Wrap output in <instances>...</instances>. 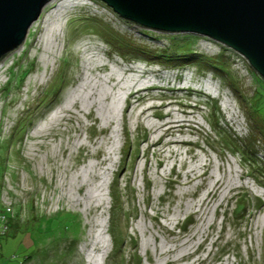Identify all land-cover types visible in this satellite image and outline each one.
<instances>
[{"label":"rangeland","instance_id":"374dc122","mask_svg":"<svg viewBox=\"0 0 264 264\" xmlns=\"http://www.w3.org/2000/svg\"><path fill=\"white\" fill-rule=\"evenodd\" d=\"M104 28L146 50L191 47L230 76L132 60ZM0 65V264H264V81L243 57L98 0H52ZM87 79L107 100L82 97Z\"/></svg>","mask_w":264,"mask_h":264},{"label":"water","instance_id":"95a60500","mask_svg":"<svg viewBox=\"0 0 264 264\" xmlns=\"http://www.w3.org/2000/svg\"><path fill=\"white\" fill-rule=\"evenodd\" d=\"M120 18L165 34L211 39L264 81V0H98ZM51 0H0V62L22 46Z\"/></svg>","mask_w":264,"mask_h":264},{"label":"trees","instance_id":"16d2710c","mask_svg":"<svg viewBox=\"0 0 264 264\" xmlns=\"http://www.w3.org/2000/svg\"><path fill=\"white\" fill-rule=\"evenodd\" d=\"M104 30H105L104 34L106 35L105 39L109 41V44H112V45L116 44V48H118L120 51L123 50L124 55L128 56L129 58H132V60H145V61L147 60L149 62L156 61L161 64H168L171 68H176L178 70L184 69L186 67H190L193 63H195L196 65H198L200 71L202 72L214 70L215 72L219 73L221 76L223 75L226 77L230 76L229 70L226 67L224 62H222L221 60L215 59V58H209L206 56L198 55L196 52H192V49H190L191 47H189V50L182 49V55L180 56L170 55L169 53H167V51L157 52L154 50H146L136 45L134 42H131L117 35L116 33H113L108 28L106 29L104 28ZM4 166L5 165L3 164V166L0 167V172H1L0 174L3 173ZM112 200H113V204H112L113 220L114 221L117 220V222H119L120 224V225H117L113 222V227H114L113 234L115 235V237L116 235H118L116 238L119 239L122 234V226H121L120 217L123 214V210L121 209L122 196L118 194V190L112 193ZM116 217L117 219H115ZM0 222L2 223L1 216H0ZM6 229L7 227H4L2 233H4ZM114 235H113V238L114 240H116ZM116 245H118V241ZM0 250H1V245H0Z\"/></svg>","mask_w":264,"mask_h":264},{"label":"bare ground","instance_id":"6f19581e","mask_svg":"<svg viewBox=\"0 0 264 264\" xmlns=\"http://www.w3.org/2000/svg\"><path fill=\"white\" fill-rule=\"evenodd\" d=\"M52 1V0H51ZM68 4L65 3V2H62L60 3V10H62L63 8L67 7ZM62 16V13H59V14H56L54 16V18L56 17H60ZM51 20V19H50ZM53 20L52 21H49V24L47 25V27L50 26V24H53ZM60 29V26L59 25H56V26H53L51 29L48 28V33L50 32L51 36H54L55 33H57V31H59ZM47 45L51 44L50 42V39H47L46 42H45ZM48 48V46H47ZM1 67V65H0ZM91 78V77H90ZM93 80V79H92ZM92 80L90 79H87L86 82L81 86V92L83 91V98H86L87 100H91V103L90 104H95L96 102L99 101V103H102L103 101L107 100V96H108V90L107 89H104L102 92L100 93H97L96 94V91H95V88L93 87L92 85ZM109 80V81H108ZM112 81V78H108L107 80H104L102 82H105L106 84L110 83ZM94 84V83H93ZM105 84V85H106ZM96 86V85H94ZM88 91V92H87ZM98 96V98L96 97ZM96 97V98H95ZM80 99V98H79ZM92 167V166H91ZM91 175H92V171H86L85 173H83V177H82V180H80L77 184L78 187V191L81 192L82 188L86 185H89V182L91 180ZM94 177V176H93ZM73 186V185H72ZM98 197L99 195L97 196V194H95L93 191L91 190H88L87 193L85 194V203H86V206L87 208H90L91 209V204L93 202H95L96 200H98ZM71 198L73 199V201L75 202H79L80 200L78 198H76L75 196H71ZM99 240V239H98ZM98 241L97 239L94 241H92V246H94V248L97 250V246H98ZM91 248V247H90ZM93 248V250H94ZM102 248V247H101ZM104 251V250H103ZM101 252V251H100ZM91 255V254H90ZM96 263V262H95Z\"/></svg>","mask_w":264,"mask_h":264},{"label":"built area","instance_id":"2783aa9c","mask_svg":"<svg viewBox=\"0 0 264 264\" xmlns=\"http://www.w3.org/2000/svg\"><path fill=\"white\" fill-rule=\"evenodd\" d=\"M242 57V56H241ZM10 210V209H9Z\"/></svg>","mask_w":264,"mask_h":264}]
</instances>
